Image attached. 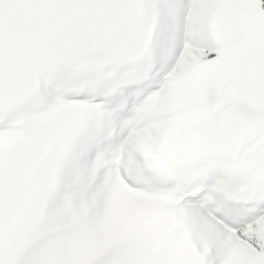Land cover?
<instances>
[{"label":"bare ground","instance_id":"1","mask_svg":"<svg viewBox=\"0 0 264 264\" xmlns=\"http://www.w3.org/2000/svg\"><path fill=\"white\" fill-rule=\"evenodd\" d=\"M222 7L249 19H255L264 12V0H234L228 3L201 4L198 6L199 17L201 19H210ZM212 56L213 54L199 53V60Z\"/></svg>","mask_w":264,"mask_h":264}]
</instances>
